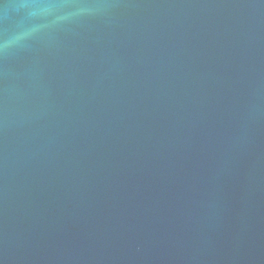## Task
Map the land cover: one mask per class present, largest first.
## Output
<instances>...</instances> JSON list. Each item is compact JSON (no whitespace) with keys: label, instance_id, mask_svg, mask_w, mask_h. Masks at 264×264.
I'll list each match as a JSON object with an SVG mask.
<instances>
[{"label":"water","instance_id":"1","mask_svg":"<svg viewBox=\"0 0 264 264\" xmlns=\"http://www.w3.org/2000/svg\"><path fill=\"white\" fill-rule=\"evenodd\" d=\"M0 264H264V0H0Z\"/></svg>","mask_w":264,"mask_h":264}]
</instances>
